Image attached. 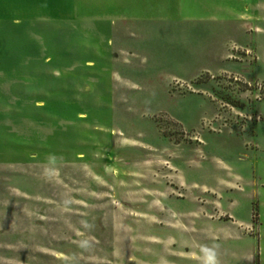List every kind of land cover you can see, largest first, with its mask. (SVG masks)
<instances>
[{
  "label": "rangeland",
  "instance_id": "374dc122",
  "mask_svg": "<svg viewBox=\"0 0 264 264\" xmlns=\"http://www.w3.org/2000/svg\"><path fill=\"white\" fill-rule=\"evenodd\" d=\"M216 4L59 13L19 67L0 21V264H264V0Z\"/></svg>",
  "mask_w": 264,
  "mask_h": 264
},
{
  "label": "crops",
  "instance_id": "0c3cea01",
  "mask_svg": "<svg viewBox=\"0 0 264 264\" xmlns=\"http://www.w3.org/2000/svg\"><path fill=\"white\" fill-rule=\"evenodd\" d=\"M216 2L217 0H0V21L5 20L8 25L2 36V56L6 57L8 64H13V60L18 67L25 63L26 55L23 51L27 40L31 44L38 43L27 31L25 24H30L35 29L38 23L56 24L59 13L64 16L79 13L82 16L96 14L101 17L108 14L141 19L140 14L145 12L142 9L155 8L162 12L168 10L167 15L175 13L181 19L192 9L203 13L216 11ZM145 13L149 14V11ZM162 16L164 15H159ZM31 30L33 31L32 28ZM43 42L46 43L47 40L44 39ZM44 59L47 60V57Z\"/></svg>",
  "mask_w": 264,
  "mask_h": 264
},
{
  "label": "clouds",
  "instance_id": "9594fccd",
  "mask_svg": "<svg viewBox=\"0 0 264 264\" xmlns=\"http://www.w3.org/2000/svg\"><path fill=\"white\" fill-rule=\"evenodd\" d=\"M211 259H212V257L210 256V257H209V260H211Z\"/></svg>",
  "mask_w": 264,
  "mask_h": 264
}]
</instances>
